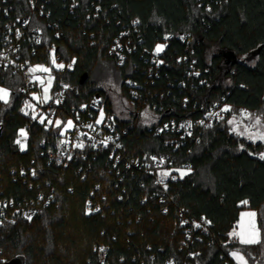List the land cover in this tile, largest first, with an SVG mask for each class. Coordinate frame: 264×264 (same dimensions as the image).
<instances>
[{
	"label": "trees",
	"instance_id": "16d2710c",
	"mask_svg": "<svg viewBox=\"0 0 264 264\" xmlns=\"http://www.w3.org/2000/svg\"><path fill=\"white\" fill-rule=\"evenodd\" d=\"M37 1L42 41L25 50L39 60L54 45L73 64L60 76L74 103L100 97L109 113L113 105L93 77L100 67L114 69L135 114L148 108L158 116L146 128L137 118L115 117L127 131L129 160L169 155L186 174L163 192L141 166H116L103 152L59 168L42 146L53 132L40 126L21 150L15 141L26 120L18 81L0 71V85L16 90L8 102L0 99V264H101L98 243L107 248L105 264H236L233 251L248 264H264V142L233 134L226 120L195 127L184 140L172 130L217 106L264 113V0ZM30 10L29 0H0V27ZM117 38L122 63L111 52ZM157 45H164L159 53ZM41 195L53 202L44 205ZM31 204L40 211L29 220ZM245 209L256 212L257 244L228 236ZM201 219L207 229L192 230Z\"/></svg>",
	"mask_w": 264,
	"mask_h": 264
},
{
	"label": "built area",
	"instance_id": "2783aa9c",
	"mask_svg": "<svg viewBox=\"0 0 264 264\" xmlns=\"http://www.w3.org/2000/svg\"><path fill=\"white\" fill-rule=\"evenodd\" d=\"M72 1L75 3V0ZM29 3L31 10L28 13L16 17L14 23L8 22L0 27V71L16 76L18 82L15 84L19 87L17 92L21 103L20 112L26 120L25 125L21 128L24 132L26 131V135L22 136L19 131L15 144L19 148L21 145L23 148L26 147L31 137L32 128L40 126L53 132L51 139L42 141V146L47 147L44 154L56 167H67L75 157L85 158L88 154L103 152L116 166L120 164H125L126 168L141 166L146 173L152 176L156 185L165 192L167 183L182 177L179 171H186V169L174 167L169 155L153 154L144 161L129 160L122 139V135L127 131L119 128L115 120V117H118L116 113L107 112L100 97L92 99L87 104L76 105L74 103L70 83L64 81L60 76L62 73L72 70L73 64L62 58L54 45L49 48L47 55L40 56L39 60L33 59L35 53L31 55L25 50L24 47L29 42L39 45L42 41V27L35 15L38 1L29 0ZM126 47V51L130 52L129 47L127 45ZM111 52L115 55L117 62L124 61L125 53L121 38L115 39ZM59 65H63V67H59ZM43 69H48V71ZM0 88L7 89L9 94L16 92L12 86L2 84ZM127 102L133 107L131 102ZM134 118H137V113L128 121ZM223 118L224 114L221 108L212 107L196 122L181 121L177 126L174 125L172 130H176L180 139L184 140L195 134V127L207 128ZM69 121H71V126L67 127ZM254 132L255 130H252V133ZM18 140L20 143H17ZM163 172H166L167 175H164ZM39 200L44 202V205L53 202L52 195L48 198L41 195ZM88 204L91 206L90 202ZM39 211L38 204H31L25 210L24 215L31 220ZM94 212H98V208ZM2 213L3 207L0 202V215ZM183 213L182 210L181 215ZM185 223L188 222L185 221ZM190 225V228L195 231H205L208 227V223L204 219L193 221ZM234 231L235 228L228 233V236L238 241L237 236L230 235ZM190 236L189 230L187 237ZM220 244L223 245V241L220 240ZM96 252L99 263L105 264L107 255L105 244L98 243Z\"/></svg>",
	"mask_w": 264,
	"mask_h": 264
},
{
	"label": "rangeland",
	"instance_id": "374dc122",
	"mask_svg": "<svg viewBox=\"0 0 264 264\" xmlns=\"http://www.w3.org/2000/svg\"><path fill=\"white\" fill-rule=\"evenodd\" d=\"M215 51V46L210 45L208 55H211ZM93 79L97 83L100 88H103L107 93L111 104L113 105L114 112L116 115L122 120L132 119L135 110L133 107L123 98L120 91V80L114 71V69L104 66L100 67L94 74ZM9 93L7 96V102L9 101ZM2 100V99H1ZM5 102V100H2ZM228 109L225 111L224 109ZM222 113L224 114L223 121L226 120V126L233 134L243 137L247 140H251L253 142H264L258 137L260 133H264V113L260 112L258 114L249 113L245 110H235L230 108L229 106H223L221 108ZM256 117L261 118V124L256 125L255 119ZM138 124L141 128L151 127L158 121V116L155 112L151 111L148 108H145L143 111L137 113ZM221 120V121H222ZM229 121H233L229 123ZM71 126L68 124L67 127ZM235 129V131H234ZM247 129V131H245ZM252 130H255L252 133ZM243 132V135L238 133ZM26 133V131H25ZM256 134L253 136V139H249V135ZM166 172H163L165 175ZM167 174V173H166ZM179 174L181 176L186 174V171L180 170Z\"/></svg>",
	"mask_w": 264,
	"mask_h": 264
},
{
	"label": "crops",
	"instance_id": "0c3cea01",
	"mask_svg": "<svg viewBox=\"0 0 264 264\" xmlns=\"http://www.w3.org/2000/svg\"><path fill=\"white\" fill-rule=\"evenodd\" d=\"M242 213H255V216L250 215H242ZM235 232L238 233V241L240 242V237H244L245 239L255 236L256 238L261 240V234L257 227V219H256V212L253 210H241L239 213V221L237 226L235 227ZM257 244V243H253ZM232 253H238L240 256L243 257V260H239L237 257H234ZM230 257L236 264H248L246 258L243 254L237 251H233L230 253Z\"/></svg>",
	"mask_w": 264,
	"mask_h": 264
},
{
	"label": "snow or ice",
	"instance_id": "6c2138e0",
	"mask_svg": "<svg viewBox=\"0 0 264 264\" xmlns=\"http://www.w3.org/2000/svg\"><path fill=\"white\" fill-rule=\"evenodd\" d=\"M163 47H164V45H157V48H156L157 53H159L163 49ZM59 67H63V65H59ZM43 70L44 71H48V69H43ZM33 71H35V69H33ZM7 96H8L7 89L0 88V99L5 100V102H7ZM224 110L227 111L228 109L226 108ZM232 122L233 121H229V123H232ZM57 123H59V122H57ZM68 123L71 124V121H69ZM255 124L256 125H260L261 124V118L260 117H256ZM234 131H235V129H234ZM245 131H247V129H245ZM20 134L22 136L26 135V133L24 132L23 129L20 130ZM238 134L243 135L244 133L240 132ZM254 135H256V134L249 135V139H253ZM257 138H259L261 140H264V133H260ZM17 143H20V141L18 140ZM21 150H23V145H21ZM261 159H264V154L261 155ZM165 175H167V174L165 173ZM243 203L246 204L247 201H244ZM242 215H250V216L254 217L255 213H242ZM230 235L237 236L239 234L234 231L233 233H230ZM240 242L243 243V244H253V243H259L260 241L255 236L247 238V239H245L244 237L241 236L240 237ZM232 255L234 257H237L239 260H243V257L240 256L238 253H232Z\"/></svg>",
	"mask_w": 264,
	"mask_h": 264
},
{
	"label": "water",
	"instance_id": "95a60500",
	"mask_svg": "<svg viewBox=\"0 0 264 264\" xmlns=\"http://www.w3.org/2000/svg\"><path fill=\"white\" fill-rule=\"evenodd\" d=\"M87 78H88V75L87 74H84L82 77H81V84H84L85 83V81L87 80ZM4 264H22L21 263V260L20 259H14V260H12V261H10V262H6V263H4Z\"/></svg>",
	"mask_w": 264,
	"mask_h": 264
}]
</instances>
